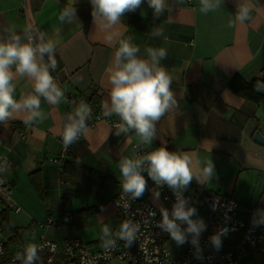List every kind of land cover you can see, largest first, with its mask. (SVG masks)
Masks as SVG:
<instances>
[{
  "label": "crops",
  "instance_id": "crops-1",
  "mask_svg": "<svg viewBox=\"0 0 264 264\" xmlns=\"http://www.w3.org/2000/svg\"><path fill=\"white\" fill-rule=\"evenodd\" d=\"M244 2L221 0L219 8L203 14L201 0H168L159 16L145 2L134 11H126L113 28L102 29L93 19L91 0H0V38L7 39L15 33L22 37V43H27L26 37L30 35L37 44L49 39L57 42L53 53L57 67L49 71L64 92L57 105L40 97L43 117L31 125L23 123L26 112L14 113L13 118L0 123V160L7 157L12 162L4 175V184L20 208L15 211L8 207L0 196V214L8 209L9 223L21 235L12 253L23 243L41 236L59 243L81 237L91 249L101 250L108 236L121 227L112 202L122 189L119 164L126 157L135 159L133 145L139 142V136L134 129L119 132L110 124V120L123 121L114 113L108 115V77L119 41L128 37L140 49L137 56L141 59H149V47L167 49L168 55L160 66L172 77L170 90L176 104L156 122L153 144L189 155L193 179L180 190L189 193L201 186L234 196L244 207L264 211V146L253 141L260 124V103L254 104L234 90L252 81L264 83V0H248L252 18L229 27L238 6ZM68 6L90 17L86 33L84 18L77 11L72 21L59 20L60 12ZM25 28L38 32L26 33ZM159 28L164 35H152ZM40 33L45 34L44 41L37 39ZM44 62H48V54L44 55ZM10 67L15 73V65ZM234 78L232 90L230 83ZM12 83L17 100L36 94L35 82L26 74H15ZM92 88L98 90L102 108L97 110L104 118L96 121L90 114L85 121L87 130L78 133L72 143L74 149L63 159L65 165L79 156L91 172L70 174L65 180L61 177L64 165L50 159L61 157V135L72 122L68 116H75L81 103L91 106L80 97ZM210 160L213 172L204 176L203 169ZM35 177L41 181L45 199L34 186ZM148 186L146 180L142 195L160 205V198ZM86 209L92 212L86 223L76 222L75 215ZM241 214L245 216L244 212ZM68 215L72 221L62 226H40L50 216L63 219ZM105 227L109 229L108 235L103 232ZM237 237L229 236L230 244ZM58 261L63 264L61 260L46 262ZM242 264H264V251L250 254Z\"/></svg>",
  "mask_w": 264,
  "mask_h": 264
},
{
  "label": "clouds",
  "instance_id": "clouds-1",
  "mask_svg": "<svg viewBox=\"0 0 264 264\" xmlns=\"http://www.w3.org/2000/svg\"><path fill=\"white\" fill-rule=\"evenodd\" d=\"M153 9L156 16L161 15L168 4V0H91L94 8L92 13L94 21L102 29L113 28L121 20L126 11L136 10L142 3ZM177 3L182 0H176ZM221 0H214L209 3L208 0H201L200 11L206 14L209 10L219 8ZM252 8L246 2L238 6L234 21L229 22V27L235 23H244L250 20ZM76 9L72 6L64 8L60 12L59 20L64 22L72 21L76 17ZM38 29L25 28V32ZM154 36H163L164 31L159 28L153 32ZM28 42L22 43V37L12 33L10 38H0V123H3L13 114L26 112L27 118L23 120L25 125H31L34 120L42 118L40 109V97H44L49 104L57 105L63 97L64 92L54 81L49 69L55 70L57 67L56 59L53 55L57 47V42L51 39L47 42L39 43L33 46L31 36L26 37ZM37 39L44 41L45 34L40 33ZM111 40V36H109ZM139 48L131 43V37L121 39L119 47L114 54V67L109 69L110 83V104L111 108L108 115L113 113L118 115L124 122L119 126V132L127 133L129 129H134L141 141L151 144L156 137V122L176 104V100L170 90L172 77L162 66L160 61L167 55V49L147 48L149 59H141L137 56ZM38 54V55H37ZM48 54V62H44V55ZM39 57V58H38ZM12 65H15V73L11 71ZM25 74L34 80L35 95L22 96L17 100L14 98L15 85L12 83L14 75ZM257 92L264 90V84L259 82L255 86ZM105 107H108L105 104ZM91 108L81 103L75 110V116L69 115L68 119L72 122L64 127L63 144L67 148L77 139L78 133L86 129V118L89 117ZM148 163V175L157 184L167 183L171 188L179 189L189 185L193 179L191 171V159L187 154L170 152L166 147H159L148 153L142 158H124L119 164L120 174L123 177L122 188L125 193H131L133 198H139L145 191L146 180L142 175L145 171L143 165ZM213 172L211 160L203 169L204 176H210ZM159 196V193H156ZM177 203L172 211V219H169V213L163 212V221L160 227L170 233L172 239L182 245L185 242V234L181 231L177 220L185 222L188 225L187 231L199 235L205 227L203 223L194 222L190 219L195 209L187 208L186 201L177 195ZM155 215V213H152ZM256 223H264V216H261ZM136 226L131 222H125L121 226L120 238L131 243L135 239ZM105 235L109 234V229H103ZM223 232H227L224 229ZM212 244L219 250L221 240L216 235L211 238ZM111 240L105 243L112 244ZM193 243H196L194 240ZM36 244H29L26 248V257L24 264H33L37 257ZM19 258V254H17Z\"/></svg>",
  "mask_w": 264,
  "mask_h": 264
},
{
  "label": "built area",
  "instance_id": "built-area-1",
  "mask_svg": "<svg viewBox=\"0 0 264 264\" xmlns=\"http://www.w3.org/2000/svg\"><path fill=\"white\" fill-rule=\"evenodd\" d=\"M30 36L35 47L36 39L33 35ZM90 108V114L96 121L104 118L95 107L90 106ZM110 124L114 128H119L123 122L110 120ZM61 138L63 140V134ZM157 148L153 141L151 144H146L139 137V142L133 145L135 159L142 158ZM67 152L68 147L65 148L63 144L61 157L51 158L50 161L59 163L63 167V159ZM11 165L12 162L7 157L0 160V196L8 207L20 211L10 197V190L4 184V175ZM143 168L145 171L142 175L148 181V189L153 194L159 193L160 205L143 195L133 198L132 194L125 193L123 188L112 201L118 210L121 226L125 222H131L136 226L135 239L131 243L120 238L121 227L108 236L107 241L111 240L113 243L101 250L91 249L81 237L68 238L59 243L41 236L37 240L23 243L8 258L4 248L6 239L0 238V264H24L26 248L29 244L38 245L37 254H48V262H53L60 255L76 264H115L116 261L123 264H242L250 254L264 251V223H256L261 216H264V211L254 206L244 207L234 196L217 193L205 187H195L189 193H184L180 188L174 190L167 183L157 184L148 175L147 162ZM177 195L186 201V209H195L190 219L205 226L197 236L187 231V223L175 221L186 237L181 250L170 233L160 227L163 221L162 210L168 211L169 219H172L171 213L178 202ZM201 211L204 215L200 214ZM242 212L245 216H242ZM72 219L71 215L63 219L50 216L40 226H62ZM224 229H227L226 233L223 232ZM216 235H219L221 240L219 250L211 242V238ZM231 235H238L232 244L228 240ZM194 240L196 243H193Z\"/></svg>",
  "mask_w": 264,
  "mask_h": 264
},
{
  "label": "trees",
  "instance_id": "trees-1",
  "mask_svg": "<svg viewBox=\"0 0 264 264\" xmlns=\"http://www.w3.org/2000/svg\"><path fill=\"white\" fill-rule=\"evenodd\" d=\"M76 11L84 18V32H87L89 23H90V17L89 16H85L83 13H81V11L79 9H76ZM234 81L235 78L231 81L230 83V87L233 90V88H235L234 86ZM256 82L252 81L251 83H244L243 87H240L238 89H234L236 92H238L239 94L243 95L245 98H247L248 100H250L251 102H253L254 104H259L264 100V90L257 92L255 90V86H256ZM260 84H264L262 82H260ZM80 100L83 102L88 103L89 105L95 107L96 109H100L102 108V102L100 100V97L98 95V90L95 88H92L89 92L84 93L81 95ZM74 149V145L70 144L68 146V152L71 153V151ZM79 172H91L87 169V167H85L83 165V161L82 158H80L79 156H74L72 158V160H68L66 161L65 165H64V169L61 173V177L65 180L69 179V176H71L70 174H77ZM34 176L39 177L38 174H34ZM33 178V183L35 188L37 189V191L42 195V197L45 199L43 192H42V184L41 181L39 180V178ZM71 179V178H70ZM92 214L90 209H86L83 212L78 213L77 215H75L74 220L77 221H86L87 218H89V216ZM86 223V222H85ZM84 223V224H85ZM0 235L2 237H4L6 239V243H5V250L7 252V257L9 258L12 254L11 250L12 247L16 244V242L18 241V239H21V235H19V231L12 228L10 223H9V211L8 209L4 210L1 214H0ZM37 259L33 261V264H47V258H48V254L45 253H40L37 254ZM57 260H61L63 261V264H70L73 261L69 260L66 257L63 256H59L56 257L55 259ZM53 264H59L58 262H55Z\"/></svg>",
  "mask_w": 264,
  "mask_h": 264
},
{
  "label": "water",
  "instance_id": "water-1",
  "mask_svg": "<svg viewBox=\"0 0 264 264\" xmlns=\"http://www.w3.org/2000/svg\"><path fill=\"white\" fill-rule=\"evenodd\" d=\"M262 104H264V100L258 105V109ZM263 112H264V105H263ZM259 122L260 124L253 134V141L259 145L264 146V116L263 119H260Z\"/></svg>",
  "mask_w": 264,
  "mask_h": 264
},
{
  "label": "rangeland",
  "instance_id": "rangeland-1",
  "mask_svg": "<svg viewBox=\"0 0 264 264\" xmlns=\"http://www.w3.org/2000/svg\"><path fill=\"white\" fill-rule=\"evenodd\" d=\"M263 105H264V104H262V105L260 106V108H259V110L261 111V115H260L259 118H258L259 121H260V119H263V116H264ZM257 108H258V107H257ZM200 214L204 215V212L201 211ZM183 245H184V243H183L182 245H178V244H177V246L179 247L180 250H181V248L183 247ZM70 264H74V262H72V263H70Z\"/></svg>",
  "mask_w": 264,
  "mask_h": 264
}]
</instances>
